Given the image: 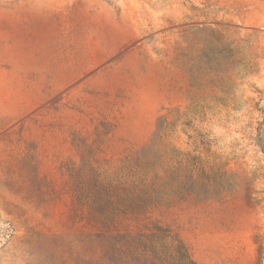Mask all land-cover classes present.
I'll use <instances>...</instances> for the list:
<instances>
[{"label":"rangeland","instance_id":"obj_1","mask_svg":"<svg viewBox=\"0 0 264 264\" xmlns=\"http://www.w3.org/2000/svg\"><path fill=\"white\" fill-rule=\"evenodd\" d=\"M156 129L210 140L235 191L97 216ZM262 142L264 0H0V264H134L156 228L264 264Z\"/></svg>","mask_w":264,"mask_h":264},{"label":"trees","instance_id":"obj_2","mask_svg":"<svg viewBox=\"0 0 264 264\" xmlns=\"http://www.w3.org/2000/svg\"><path fill=\"white\" fill-rule=\"evenodd\" d=\"M164 137L156 129L135 154L124 158L120 167L124 178L122 193L118 194L115 185L109 183L111 195H107V199L100 194L89 201L90 207L109 205L110 210L104 209L97 216L111 218L118 212L167 205L183 199H220L225 193L235 191V183L226 169L227 162L222 154L211 149L210 140L200 134L190 135V148L180 149L170 143L163 145ZM260 147L264 152V142ZM116 238L114 252L122 256L125 237ZM132 242L137 249L132 253L134 264H197L182 242L162 228L138 234Z\"/></svg>","mask_w":264,"mask_h":264}]
</instances>
